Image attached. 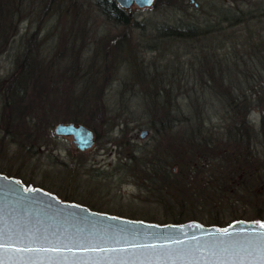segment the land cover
<instances>
[{
  "label": "trees",
  "instance_id": "1",
  "mask_svg": "<svg viewBox=\"0 0 264 264\" xmlns=\"http://www.w3.org/2000/svg\"><path fill=\"white\" fill-rule=\"evenodd\" d=\"M53 1L43 0L36 25L22 35L12 70L0 76L4 133L31 119L41 122L51 110L60 114L59 120L88 126L104 123L106 86L117 65L130 62L118 53L123 47L132 49L128 36L133 27L144 29L113 0H89L120 28L113 37L98 41L93 66L69 72L73 76L69 83L58 84L62 73L53 76L38 55L40 41L36 39ZM26 5L24 0H0V53L15 33L17 20L29 14ZM152 6L180 10L184 18L151 23L148 48L158 50V59H163L168 51L159 50L160 44L181 42L190 54L187 61L177 60L173 65L165 61L166 68H172L166 78L148 72L147 82L134 91L149 104L141 113L146 115L143 124L152 130L154 142L147 149L132 148L116 169L134 175L141 199L162 210L149 219L180 222L193 218L222 225L249 214L264 218V0L213 1L202 16L197 15L196 6L188 12L185 0H155ZM83 47H77L75 57ZM133 52L137 64L143 65ZM183 67L192 77L182 76L183 80L192 84L179 90L181 77L175 74H183ZM51 91L56 98L49 96ZM185 95L188 99L182 102ZM254 110L260 112L257 121ZM128 112L132 115L133 109Z\"/></svg>",
  "mask_w": 264,
  "mask_h": 264
},
{
  "label": "rangeland",
  "instance_id": "2",
  "mask_svg": "<svg viewBox=\"0 0 264 264\" xmlns=\"http://www.w3.org/2000/svg\"><path fill=\"white\" fill-rule=\"evenodd\" d=\"M185 1L187 11L192 12L196 6L198 16L205 13L208 3L213 1L218 3V0ZM24 2L30 11L27 17L17 20L15 33L0 53V76H5L12 70L14 59L25 37L22 35L36 25L43 0ZM129 12L144 25V29L142 32L139 28L133 27L128 36V43L132 45V49L127 50L123 47L118 53L119 58L128 56L130 62L127 60L126 64L123 62V65H117L113 78L106 86L103 98L108 107L107 119L100 125L90 126L94 132H98V138L94 140L93 145L78 150L73 146L70 136L55 135L52 132V125L60 119L57 118L60 114L54 110H51L41 122L38 119L37 121L31 119L15 129L9 128V132L4 133L1 113L3 110L0 106V172L16 176L25 184L42 187L62 199L85 204L91 209L159 222L149 219L148 216L159 215L162 210L152 201L141 199L135 184L136 177L134 175L132 177L130 172L116 169V165L124 160L132 148L147 149L154 142L152 130L143 124L146 115L141 113V108L148 102L143 96L136 97L134 91L140 90L141 84L147 82L148 72L150 74L159 72L166 78V74L169 75L172 68H166L165 61L170 60L169 65L175 64L177 60L187 61L190 52L185 51L187 47H183L185 45L181 42L168 43L165 46L160 44L159 50L164 49L168 53L163 59H158L159 51L147 46L152 38L148 36L150 24L160 20L173 23L177 18H184L180 10L132 5ZM39 27L36 36L37 41H40L39 57L50 70L52 69L53 76L62 73L61 80L60 76L59 80L57 79L58 84H68L72 76L69 72L77 73L93 66L91 62L97 53L95 49L98 41L113 37L111 35L119 30L120 25L107 21L89 0H54ZM79 45L84 47L77 53L78 57H75L74 51H77ZM133 50L143 65L137 64ZM185 70L183 67V74L180 72L175 74V77H181L178 81L179 90L192 84L183 80V77L192 79ZM193 85L197 86V83ZM183 94L185 92L178 94L177 97L180 98ZM49 96L56 98V93L51 91ZM187 99L186 96L182 102ZM44 106L46 107L45 104ZM131 109L132 115L128 112ZM252 115L257 121L259 110H254ZM217 118V115L213 116L214 122L219 124ZM45 123L49 125L47 128ZM140 128L147 129L143 137L137 134ZM80 163L82 165L79 166ZM237 218L258 217H251L249 214Z\"/></svg>",
  "mask_w": 264,
  "mask_h": 264
},
{
  "label": "water",
  "instance_id": "3",
  "mask_svg": "<svg viewBox=\"0 0 264 264\" xmlns=\"http://www.w3.org/2000/svg\"><path fill=\"white\" fill-rule=\"evenodd\" d=\"M113 1L129 11L155 0ZM52 132L70 136L78 150L95 140L93 128L79 121L57 120ZM0 264H264V219L218 225L131 218L0 172Z\"/></svg>",
  "mask_w": 264,
  "mask_h": 264
}]
</instances>
